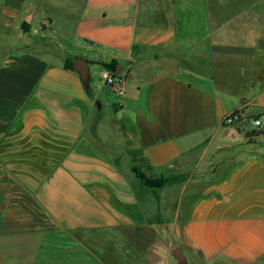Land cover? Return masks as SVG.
<instances>
[{"label": "crops", "instance_id": "crops-1", "mask_svg": "<svg viewBox=\"0 0 264 264\" xmlns=\"http://www.w3.org/2000/svg\"><path fill=\"white\" fill-rule=\"evenodd\" d=\"M39 3L0 0V264H264V0ZM69 53L121 65L111 111Z\"/></svg>", "mask_w": 264, "mask_h": 264}, {"label": "rangeland", "instance_id": "rangeland-1", "mask_svg": "<svg viewBox=\"0 0 264 264\" xmlns=\"http://www.w3.org/2000/svg\"><path fill=\"white\" fill-rule=\"evenodd\" d=\"M82 1L83 0H51V4L39 3L32 10L33 12L35 11V17L32 24H36L39 16H48L51 18L54 23L53 27L56 26L57 21L63 18L73 20L79 14L78 7L81 6ZM73 9H75V11ZM29 13H31V10L27 13V15ZM18 28H20V25L18 27L17 25L15 26L14 22L8 21L7 19H0V62L5 56H7V54H10L7 50L11 48V46H16L18 49L24 48L23 42L26 38L19 41L16 39V36H13L17 32ZM10 39L14 40L15 43H12ZM39 39H43V37H39ZM78 56L87 58V56L82 55V53H79ZM101 70H103L101 66L92 64L89 71L91 84L93 85L94 90L96 89L99 91L98 100L102 103L107 112H109L111 111L110 108L113 103L118 99L116 97L117 94H115L108 86L104 85L102 77H100ZM235 131L236 130H233V132ZM164 191L167 192V189Z\"/></svg>", "mask_w": 264, "mask_h": 264}, {"label": "trees", "instance_id": "trees-1", "mask_svg": "<svg viewBox=\"0 0 264 264\" xmlns=\"http://www.w3.org/2000/svg\"><path fill=\"white\" fill-rule=\"evenodd\" d=\"M30 22H26L25 20H22L20 24V28L23 32H27L30 29ZM78 55H73V54H67L65 59H64V67L66 69H74V61L75 58ZM89 62V61H88ZM101 64L110 70H115L116 65L118 64L115 60H111L109 62H101ZM88 90V89H87ZM132 170L135 173L136 177L147 187L156 189V188H161L164 184L167 183L168 179L163 176V175H158V176H149L147 175L143 170L138 168L136 165H132Z\"/></svg>", "mask_w": 264, "mask_h": 264}, {"label": "built area", "instance_id": "built-area-1", "mask_svg": "<svg viewBox=\"0 0 264 264\" xmlns=\"http://www.w3.org/2000/svg\"><path fill=\"white\" fill-rule=\"evenodd\" d=\"M104 85L108 86L115 94L122 95L124 93L123 88V75L115 70L105 69L101 74ZM252 125L255 129H261L264 123V114L251 119ZM223 122L229 125H235L239 122V115L236 111H233L223 118Z\"/></svg>", "mask_w": 264, "mask_h": 264}, {"label": "water", "instance_id": "water-1", "mask_svg": "<svg viewBox=\"0 0 264 264\" xmlns=\"http://www.w3.org/2000/svg\"><path fill=\"white\" fill-rule=\"evenodd\" d=\"M32 13H29L24 20L26 22H31ZM73 68L79 73L81 81L86 89L89 86V62L86 58L82 56H77L74 61ZM121 70V65L117 64L115 68V72H119ZM173 255L179 261L180 264H185V259L182 256L181 248L179 246L175 247L172 251Z\"/></svg>", "mask_w": 264, "mask_h": 264}]
</instances>
